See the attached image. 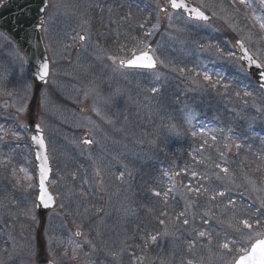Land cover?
Returning <instances> with one entry per match:
<instances>
[{
    "label": "rangeland",
    "instance_id": "obj_1",
    "mask_svg": "<svg viewBox=\"0 0 264 264\" xmlns=\"http://www.w3.org/2000/svg\"><path fill=\"white\" fill-rule=\"evenodd\" d=\"M193 1L211 13L215 22L200 24L174 13L162 21L158 0H52L44 37L53 77L40 96L38 121L54 162L53 185L66 171L76 175L71 184L65 183L66 178L59 184L61 208L49 215L43 235L47 256L56 264H231L264 236V227H255V221L264 222V97L235 52L237 39L253 53L254 47L257 54L264 52L260 48L263 38L227 0ZM257 1L264 16V4ZM124 6L128 13L138 8V31L134 28L136 10L130 14L134 23L121 19ZM142 23H146L145 32ZM105 26L108 29L102 30ZM128 33L131 41L122 39ZM143 33L146 40L141 39ZM81 34L85 44H81ZM107 37L114 44L111 53L103 47ZM7 46L9 40L0 35V61L7 58L3 63L8 69L13 65L8 79L15 83L10 114L5 105L0 107V116L11 120L9 133L0 130V143L6 140L20 153L13 152L11 158L2 151L0 155L5 156L2 163L18 159L12 165L17 168L18 188L28 195L34 160L26 120L33 87L25 59L13 44L9 51ZM149 46L159 62L157 71L131 73L121 68V59ZM103 59L106 68L93 66ZM166 71L185 78L184 86L174 85L178 80L170 79ZM206 74L211 80L204 79ZM143 83L148 87L160 83L166 93L175 89L180 99L174 102L178 105L173 112L165 114L170 98L160 102L157 90L141 92ZM257 96L260 102H254ZM201 117L214 131L208 143L199 140L192 145L187 133ZM181 120L186 121L187 133L181 130ZM142 131L145 134L139 135ZM87 133L94 142L91 147L82 144ZM175 140L177 153L186 146L181 158L175 152ZM172 159L178 160L169 165ZM1 181L0 191L6 195L14 187L7 188ZM145 184L162 189L160 228L153 214L156 203H151L152 209L145 208V201L154 200L143 196ZM36 198L18 201L34 207ZM1 202L0 198L1 258L8 257L10 262L15 256L20 264H34L39 220L31 211L26 218L28 229L16 217L17 209ZM245 219L253 222L254 230L243 228L240 221ZM144 224L153 233L140 231ZM200 231L206 236L200 237ZM223 243L230 250L220 247Z\"/></svg>",
    "mask_w": 264,
    "mask_h": 264
},
{
    "label": "water",
    "instance_id": "obj_2",
    "mask_svg": "<svg viewBox=\"0 0 264 264\" xmlns=\"http://www.w3.org/2000/svg\"><path fill=\"white\" fill-rule=\"evenodd\" d=\"M160 1L167 3V0H160ZM186 2L191 7H198L191 0H186ZM49 7H50V0H43V2L42 0H6L4 3L0 5V30L9 36L10 39L14 41L17 47L26 56L27 62L29 65V70H30V80L34 86V96H33V99L30 105V120H29L28 127L32 132L31 143L36 151V160H37V165H38V185H39L40 161L37 159V155L43 153L44 155H47L48 157V149H47L46 143H45V148L41 149L39 145L32 139L33 136H43L44 138V134L42 132L40 125L34 120L33 112L36 107V101H37L38 94L43 89V87L47 85L49 81V77H50V60H49L48 51L46 49V46L44 44V39H43L44 17ZM42 9H46V10H42ZM166 9H167V12L161 11L162 16H164L163 18H166V15L169 12V10L177 12V10L171 9L169 4ZM200 9L208 17L207 20H196V19L190 18L191 14L186 11L182 12L181 14L195 21H200V22H213L214 21V17L212 15H210L208 12H206L202 8ZM241 43L242 42L239 40L236 41V47L237 49H239L240 57L243 56V51L240 48ZM244 48L246 47L244 46ZM146 52H148V54L153 57L155 61L154 68L128 67L126 65L124 67L128 69L155 70L157 68V62L154 56L152 55V52L150 49H148ZM249 54L251 55L250 52ZM240 61H241L242 66L251 76V78L264 90V87H262V85H264V76L260 75V73L264 72V70L257 69L253 65H249L247 61H244L241 59ZM43 63H48L49 75L46 76L43 80H41L39 78V66ZM37 126H39V128H37ZM86 139L92 141V139L89 136H87ZM91 144L92 143L86 144V145L89 146ZM48 166L50 168V172L48 175V179L45 183H46V187L48 188L50 194H52L50 185H49V181L52 175V169L50 166L49 157H48ZM176 177H177V174H176ZM52 196L54 198V201L48 207H45L44 205L40 204L39 200L37 203L38 214L41 220V229L39 230L38 236H37L38 245H39V256L35 264H55L51 260H48L45 258V247L42 242V233H43V229L46 224V216L48 215L49 212L59 210L58 203L53 194ZM261 240H264V237H261L255 240L250 245L248 250L245 253L241 254L235 260L233 264H238L241 257L252 256L253 246L257 245ZM261 255H264V249L258 248L255 253V260L247 261L246 264H258V261Z\"/></svg>",
    "mask_w": 264,
    "mask_h": 264
},
{
    "label": "snow or ice",
    "instance_id": "obj_3",
    "mask_svg": "<svg viewBox=\"0 0 264 264\" xmlns=\"http://www.w3.org/2000/svg\"><path fill=\"white\" fill-rule=\"evenodd\" d=\"M43 2V0H42ZM238 2L241 5L246 6V0H238ZM167 3L169 4L171 9L177 10L178 13H182L184 11L190 13V18L196 19V20H207L208 17L205 15V13L199 8V7H191L186 2V0H167ZM261 4H264V0H260ZM46 10V9H42ZM162 12H167L166 8H161ZM171 19V16L169 17ZM257 23L259 24L261 29H264V22H261L259 18H257ZM79 39L84 40V36H80ZM240 48L243 51V56L240 57L241 60L247 61L249 65L255 66L257 69H264V52H260L257 54L256 52L252 53L251 55L248 52V49L244 48V45L241 43ZM232 53H229V56H232ZM121 66H128V67H139V68H154L155 67V61L152 56L148 54L146 51H140L139 54H137L135 51L132 53V58L124 60H120ZM49 75V65L48 63H43L39 66V78L43 80L46 76ZM261 76H264V72L260 73ZM205 80H211V77L207 74L204 76ZM215 86V85H213ZM264 87V85H262ZM155 91V90H153ZM245 95H251L250 93H245ZM22 110V109H21ZM39 128V126H37ZM32 139L39 145L41 149L45 148V142L43 136H33ZM85 144L92 143L91 140H85ZM239 147V145H237ZM37 159L40 161L39 165V195L38 200L40 204L44 205L45 207L50 206L54 198L52 194H50L48 188L46 187V181L48 179V175L50 172V168L48 166V157L47 155H44L43 153L37 155ZM219 167V165H217ZM225 173L228 172L227 168L222 169ZM23 171V169L21 170ZM195 175V173H193ZM157 196L160 195L159 192L156 193ZM220 195H223L222 193ZM261 206L264 207V201H262ZM163 223V221H161ZM184 223L187 224L188 221L185 219ZM240 223L243 225V228L254 230V224L248 219L240 221ZM255 227H264V222L257 220L255 221ZM79 235V233H77ZM200 237H205L206 233L204 231H200L198 234ZM257 235H261V233H257ZM153 241H155L156 237H152ZM225 250L229 249L228 243H223L220 245ZM264 249V240H261L257 245L253 246L252 249V256H245L241 257L238 264H246L247 261H254L255 260V253L257 249ZM258 264H264V255H261Z\"/></svg>",
    "mask_w": 264,
    "mask_h": 264
},
{
    "label": "trees",
    "instance_id": "obj_4",
    "mask_svg": "<svg viewBox=\"0 0 264 264\" xmlns=\"http://www.w3.org/2000/svg\"><path fill=\"white\" fill-rule=\"evenodd\" d=\"M233 5H232V8H234V9H237V10H239L240 11V14L246 19V20H248V17H252L249 21H250V23H252L253 24V29H254V31H256L259 35H261L262 36V32L264 31V29H261L260 28V26H259V24L257 23V18H259V20L261 21V22H264V17L260 14V11L258 10V5H257V3H256V1L255 0H246V6L245 5H241L239 2H238V0H233ZM141 8L143 9V2L141 3ZM133 10H136L137 12H139V10H138V8H133V9H131V11H133ZM148 11V10H147ZM147 11L146 12H143L144 14H147ZM128 14V13H127ZM142 19H144L143 17H142ZM248 21V22H249ZM142 25H143V32H145L146 30V23H142ZM144 35V33L142 34V38L141 39H144V40H146V36H143ZM131 37H129L128 38V40H131L130 39ZM165 74L167 75V76H170L172 79H174L175 78V80H178V83H180V84H183L184 85V82H185V78H179V77H177L172 71H166L165 72ZM159 85L160 84H157V87H155V86H151V87H149V89L150 90H155V89H158L159 88ZM182 85V86H183ZM160 89H161V91L163 92V93H166V91H167V88L164 86V85H161L160 86ZM174 91L173 90H171V92H169L168 91V93L170 94V99H171V105H170V107H168L167 108V110L165 111V114L167 115V113L169 112V111H171V112H173V109H175V107L178 105L177 103H176V106H175V103L174 102H178V99H180V96H179V94L177 95V94H175V93H173ZM163 104L164 103H162V106H163ZM137 115V114H136ZM198 122H199V124H195L193 127H190V129H189V132L187 133V131H186V121H184V120H181L179 123H180V126H181V130H182V132L183 133H187V135H188V139L190 140V142H191V144L192 145H195L194 143L196 142V141H202L201 143H203V144H206V143H208V139L210 138V132H213L214 131V127L211 125V126H208V121L206 120V118L205 117H201L199 120H198ZM159 128H163L162 126H159ZM200 128H203V129H205V133H198L199 132V130H200ZM146 131V130H145ZM145 131H142L141 133H139V135L141 134V135H143V134H145ZM159 131H161V130H159ZM192 136L193 138H195V139H193V140H191L190 139V136ZM231 136H234L235 137V139H237L238 140V136L236 137L235 135H231ZM160 138H159V135H157V140H159ZM234 140V139H233ZM236 140V141H237ZM176 141V140H175ZM178 144H179V142L178 141H176L175 143H174V145H176V150H175V152L177 153V148H178ZM183 147V149H182V153H177L178 155H179V158H181L183 155H184V150H185V148H186V146H182ZM178 158V159H179ZM178 159H172L171 160V162H169V165L170 164H172V162L173 161H175V160H178ZM68 174L69 175H73V171H68ZM151 187L149 186V185H147V184H145V185H143V187H142V194H143V196L145 197V198H147V200L149 199V195H151L153 198H154V200H150V202L149 201H145L144 202V205H145V208L146 209H152L151 208V203H152V205L153 204H155L156 203V205H155V209H153V214L155 213V217H156V219H157V224H162L161 223V220H163L162 218H161V212H160V210H161V203L163 204L164 202H165V199L163 198V201H162V197H163V195L162 194H160L159 196H157L156 195V193L157 192H159V193H162L161 191H162V189H160V191H159V187H155V186H153L152 187V189H150ZM150 189V190H149ZM147 196V197H146ZM153 207V206H152ZM169 210H171L170 209V206H169ZM144 211V210H143ZM147 224H144V225H142V226H140L139 227V229H140V231H143L144 233H147V235H148V232H150V231H148V230H146V228H147V226H146ZM143 227V228H142ZM160 227H162V225H159V227L158 228H160ZM146 230V231H145ZM139 232V231H138ZM150 233H153V232H150ZM141 237V236H140ZM145 244H146V242H144V247H145ZM138 246H142L141 245V243H139V245Z\"/></svg>",
    "mask_w": 264,
    "mask_h": 264
},
{
    "label": "flooded vegetation",
    "instance_id": "obj_5",
    "mask_svg": "<svg viewBox=\"0 0 264 264\" xmlns=\"http://www.w3.org/2000/svg\"><path fill=\"white\" fill-rule=\"evenodd\" d=\"M124 19V18H121ZM100 26H102L101 24H99ZM110 28V25H107ZM106 29H108L105 26ZM76 49H78L76 47ZM264 50V47H263ZM4 60H8L7 58L2 59V61ZM2 69H0V107L5 105V111L7 112V115L10 114V110L8 109L10 107V97L12 96V94H10L11 90H12V86H15V83L12 81L10 82V79H8L9 76H11V74L13 73V65L11 69L6 68V66L4 65V63L2 62L1 64ZM14 83V84H13ZM13 84V85H12ZM7 85H11V86H7ZM6 87V88H5ZM16 92H13V95L15 96ZM38 106L40 107L39 103ZM38 110V107H37ZM2 112V110L0 109V113ZM39 116V111L37 112V117ZM9 121H11L8 116L2 118V116H0V130H6L5 133H9L10 132V126L8 127L7 125H9ZM5 126V128L3 127ZM22 146V145H20ZM22 150V152L24 151V149L20 148ZM20 151H18L19 153ZM28 153V152H26ZM29 154V153H28ZM4 155H0V174L3 176L2 180L4 181V183H6L8 185L7 188H12L14 187V184H17V188H13L12 190L8 191L11 193H16L19 197H24L25 194L20 192V189L18 188V184H19V180L17 178L16 175V171L17 168L13 167L12 163H2L1 162V158H3ZM10 167H13L14 171L12 176L9 174V169ZM17 189V190H15ZM29 194L31 193L28 192ZM13 195V194H10Z\"/></svg>",
    "mask_w": 264,
    "mask_h": 264
}]
</instances>
